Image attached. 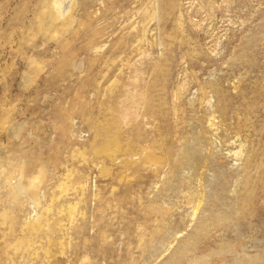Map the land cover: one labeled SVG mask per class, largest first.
Returning <instances> with one entry per match:
<instances>
[{"label":"rangeland","instance_id":"1","mask_svg":"<svg viewBox=\"0 0 264 264\" xmlns=\"http://www.w3.org/2000/svg\"><path fill=\"white\" fill-rule=\"evenodd\" d=\"M55 1L0 0V264H264V0Z\"/></svg>","mask_w":264,"mask_h":264},{"label":"bare ground","instance_id":"2","mask_svg":"<svg viewBox=\"0 0 264 264\" xmlns=\"http://www.w3.org/2000/svg\"><path fill=\"white\" fill-rule=\"evenodd\" d=\"M70 0H65L64 2L55 1V7L59 16L63 17L68 12ZM237 133V132H236Z\"/></svg>","mask_w":264,"mask_h":264}]
</instances>
